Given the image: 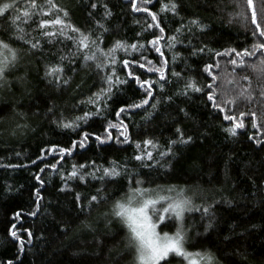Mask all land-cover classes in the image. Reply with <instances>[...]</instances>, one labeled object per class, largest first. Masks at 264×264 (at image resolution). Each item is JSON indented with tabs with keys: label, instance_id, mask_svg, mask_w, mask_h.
<instances>
[{
	"label": "trees",
	"instance_id": "1",
	"mask_svg": "<svg viewBox=\"0 0 264 264\" xmlns=\"http://www.w3.org/2000/svg\"><path fill=\"white\" fill-rule=\"evenodd\" d=\"M5 2L10 0H0V4ZM38 2L44 4L45 0ZM132 2L55 0L60 8L68 11L69 22L85 32L90 31L94 37L103 31L97 22L109 29L103 34L101 46L105 50L117 40L129 44L137 41L147 43L159 34L154 29L138 35L152 20L147 13L133 11ZM169 2L153 0L148 5L151 11L158 13L165 36L177 35L178 40L183 41L174 49L182 57L175 65L171 64L172 53L164 49L170 63L168 82L164 83L163 90L154 84L149 105L117 118L115 113L121 106L145 98L143 90L129 79L127 84L113 88L112 98L101 116L82 124L76 132L58 127L57 122L73 120L86 111H95L94 106L80 102L107 86L102 81L105 72L97 70L92 62L85 63L81 57L75 63L64 62L65 78H71L67 86L57 87L49 83L44 75L45 65L56 64L59 56L72 52V42L56 40L48 44L41 40L43 51L29 52L28 45L12 38L10 21L18 13L0 16V39L20 50L16 66L6 73L7 83H0V264L9 260L13 264H133L132 254L124 247L126 228L118 218L92 224L98 214L125 196L127 179L122 176L99 181L89 177L85 183L61 178L67 177L73 164L93 160L104 167L113 160L127 162L130 171L139 173L133 179V187L136 186L135 179H142L145 187L175 185L202 191L203 195L197 197L194 204L212 207L209 215L202 212L186 214L185 226L190 229L188 250L210 251L218 264H264V144L256 143L257 139L264 140V97L260 96L264 77L249 67L236 68L235 82L230 84L228 81L232 77L229 73L233 72V66L227 57H214L207 52L192 55L194 48L205 45L221 52L228 48L242 50L250 47L254 42L250 34L252 8L245 4V0H175L179 5L178 15L160 13V8ZM92 4L97 7L92 8ZM105 5L112 13L110 17L105 16ZM253 5L258 19L264 20L261 0H253ZM17 8L24 9L23 0H18ZM241 10L249 20L239 15ZM192 20L199 21V25L191 24ZM37 22L38 18L34 17L27 25L21 24L30 33L29 38L40 36L38 29L33 31ZM182 25V33H177L175 30ZM201 26H206L203 31ZM117 55L119 60L129 58L123 52ZM144 55L159 66L160 59L155 52L147 51ZM130 59L139 60L140 54L134 53ZM259 59L258 53L255 57L246 58V63H258ZM215 60L221 64L219 69H213L219 77L216 81L218 98L238 96L240 89L248 87V81L242 78L247 76L251 79L253 100L238 99L230 114L239 118L241 112L255 111L259 128L251 126L253 118L250 115L245 116V128L238 129V135L233 137L224 131L232 126V122L225 121L223 114L211 107L206 97L207 90L204 93L189 91L188 95L178 94L189 78H194L200 86L212 83L203 68ZM133 69L142 80L158 79L154 73L135 66ZM172 70L180 72L182 78L173 77ZM116 71L120 78H126V70L119 63ZM157 101L159 103L153 109L151 105ZM118 119L128 124L133 141L154 139L161 146V151L169 146L170 140L177 139L175 130L178 127L185 137L193 139L188 144L173 146L174 155L161 161L164 167H140L139 162L131 159L138 151L134 144L113 140L100 145L90 138L87 149H78L72 156H65L56 169L45 168V164L57 163L59 157L45 154L42 149L54 145L68 147L72 140L80 138L81 130L103 136L107 122L117 123ZM112 135H119V131L113 129ZM41 156L43 159H38ZM154 156L158 154L154 153ZM41 168L45 169L44 172H40ZM36 175L45 181L43 187L35 179ZM66 183L68 188L61 191ZM37 188L43 197L38 208L34 195ZM101 188L103 191L98 194L97 189ZM77 193L81 197L79 200L76 199ZM95 195L101 199L89 206L90 197ZM16 212L21 213L19 220L15 218ZM31 212H36V215H29ZM209 222L212 223L211 228H207ZM13 224L25 241L23 250L10 235ZM25 229L32 232L31 238ZM174 230L172 224L161 226V231ZM179 260L177 256H170L168 264H176Z\"/></svg>",
	"mask_w": 264,
	"mask_h": 264
},
{
	"label": "snow or ice",
	"instance_id": "2",
	"mask_svg": "<svg viewBox=\"0 0 264 264\" xmlns=\"http://www.w3.org/2000/svg\"><path fill=\"white\" fill-rule=\"evenodd\" d=\"M24 9L21 11L17 8L18 0H10L0 4V16L5 13L17 12L18 14L12 16L11 26L13 28L12 38L21 41L29 46V52H42L43 44L41 40H44L48 44L54 43L56 40L71 41L73 44V51L68 55H61L58 58L56 64H46L44 69V75L48 79L49 83L55 84L57 87L67 86L70 83L71 78H65L64 62L75 63L78 58L83 59L85 63L92 62L99 71L105 72L102 77V81L107 86L101 88L99 91L93 93L86 100L81 101V104L90 105L95 107V111H86L82 115L75 117L73 120H60L57 122L58 127L64 129H70L76 132L81 129L82 124H87L93 117L101 116L102 112L108 107V100L112 98L113 88L128 83L131 79L139 89L143 90L145 98L139 102H134L128 105L121 106L115 113L117 118L121 117V114L129 113L133 109L144 108L149 105V101L153 99L154 88L156 84L163 90L164 83L168 82L169 71V58L165 56L164 49L166 48L172 53L171 64L175 65L176 61L180 57V54L175 52L177 44H182L183 41L178 40L177 35L165 36V28L161 26L160 19L157 12H153L149 9L148 5L153 0H133L132 9L135 12H144L150 16L152 23L147 24V27L143 29V32L138 33L142 36L144 32H151L154 29L158 31V35H154L152 39L147 43H127L125 41H115L112 46L105 50L101 45L103 44V34L108 32L109 29L105 28L103 24L97 22L98 26L103 31L93 36L92 33L85 32L80 28L73 25L67 19L69 13L67 10L60 8L55 0H45L44 4H40L38 0H23ZM245 4L252 8L250 22L253 26L251 29V37L253 43L250 47L237 50L236 48H228L221 51H215L209 49L206 45L199 49H193L192 55H199L208 53L214 57H227L228 63L233 66V72L229 73L232 77L228 82H235V69L249 67L253 71L264 77V20L258 19V12L253 5V0H245ZM239 6V5H238ZM92 8H96V4L91 5ZM179 5L175 0H170L168 4H164L160 8V13L171 12L174 15H178ZM62 13V16L60 15ZM261 13H264V0H261ZM111 11L107 9L105 5V16L110 17ZM244 20H249V17L243 10L239 13ZM38 18L36 28L40 31L39 37H30L25 27L21 24L27 25L33 18ZM44 17H51L44 19ZM139 23V21H137ZM193 25H199V21L192 20L190 22ZM183 25L181 28H177V33H182ZM201 26V31L204 30ZM190 31V29H189ZM162 41L164 43H162ZM191 42L189 41V44ZM150 46V47H149ZM153 51L160 59V64L157 66L154 61L148 59L144 52ZM118 52H123L125 56L129 57L123 60H119ZM139 53L140 59H130L132 54ZM259 53L260 59L258 63H246V58L257 56ZM20 59V50L12 47V45L3 39H0V83H7L6 73L11 71ZM126 70V78H120L116 71V65ZM144 69L147 73H154L158 79L153 81L151 79L142 80L139 75H136L133 69ZM221 67L220 61L215 60L213 63L206 64L203 68L209 77H211L212 83L205 86L197 84L194 78H189L184 85V89L178 93L180 95H188V92L204 93L206 91L207 100L213 109L223 114L225 121L232 122V126L225 128L224 131L229 135L235 137L238 135V129H244V117L251 116L253 118L251 126L253 128H259V118L255 111L248 113L241 112L239 118L236 115L230 114L236 107L238 99H244L248 102L253 100V92L251 86V79L247 76L242 79L248 81V87L240 89L238 96L218 98L220 95L217 92L216 81L219 77L214 73L213 69H219ZM171 75L176 78H182L180 72L174 70L171 71ZM260 96L264 97V86L261 87ZM171 100V97H168ZM153 103L151 107L155 109L157 104ZM51 112V109H49ZM183 111V110H182ZM187 115V113H185ZM151 113L149 114V117ZM117 129L119 135L113 137L112 130ZM177 139L170 140L169 146L165 150H160L161 146L157 141L151 138L144 139L142 141H133L129 132L128 124L124 123L123 119H118L117 123L108 121L105 126L104 135H97L95 133H89L87 131L80 132V138L78 140H72L68 147H61L54 145L47 149H42L45 154H54L59 159L55 164H45V168L56 169L57 165L62 161L65 156H72L78 149H87L90 138H94L100 145L108 144L115 140L117 143L134 144L135 149L138 150L137 154L133 155L131 159L139 162L140 167L151 168L154 165L164 167L161 161L169 155H174L173 146L177 144H188L192 142V137H185L181 128H176ZM255 137H250L254 139ZM256 143L264 144V140H256ZM157 153L158 156H154ZM19 155V154H17ZM38 159H43V156ZM153 162V163H149ZM35 163V161H33ZM17 167V166H9ZM91 168L92 171H85ZM44 168L40 169V172H44ZM99 173V175H97ZM138 172L130 171L127 162L120 163L118 161H110L109 166L104 167L97 165L96 161H90L83 164H73L71 171L67 177L62 176V179L73 180L77 179L81 182L87 183L90 177L93 180L104 181L105 179L114 180L119 177H125L128 181V190L125 196L115 201L112 209L113 215L120 220L122 225L127 230L128 243L126 247L135 251L136 264H168V258L170 256L182 257L187 261V264H216V257L210 251H189L187 244L189 242L190 229L185 226L186 214L192 212H202L203 215L210 214L211 205L205 207L201 205H195L193 198L186 194L185 188H177L176 186H159L155 188L145 187L142 179H135V187H133V179L138 176ZM35 179L43 187L45 181L41 179L39 175L35 176ZM68 188L67 183L61 191ZM103 189H97V193L102 192ZM37 199V208L39 207V200L41 196L40 188L35 189L34 193ZM80 194H76V199L79 200ZM106 198V197H105ZM101 197L99 195L91 196L88 203L89 206L93 202H99ZM15 218L19 220L21 217L20 212H16ZM31 216H35L36 212L29 213ZM172 224L175 226L173 232L161 231V226H168ZM212 223L209 222L207 228H211ZM27 236L32 237V232L25 229ZM10 235L16 241L19 242L20 250L24 248V239L18 234L16 225L13 224L10 229ZM30 242V241H29ZM6 264H13V261L9 260Z\"/></svg>",
	"mask_w": 264,
	"mask_h": 264
},
{
	"label": "rangeland",
	"instance_id": "3",
	"mask_svg": "<svg viewBox=\"0 0 264 264\" xmlns=\"http://www.w3.org/2000/svg\"><path fill=\"white\" fill-rule=\"evenodd\" d=\"M160 186H164V185H160ZM176 187L177 188H185L186 189V194L193 198V202H195L197 197H200L201 195H203V192L198 190L197 188H192V187H187V186H176ZM113 205H114V203L112 204V206H110L109 208L104 210L102 213L98 214L93 219V223L92 224L101 223L103 221L108 222L109 219H112L113 217H115L113 215V213H112ZM89 225H91V224H87V226H89ZM126 232H127V230H126ZM127 243H128V240H127V235H126V241H125V246L124 247H125V249L127 251H129L132 254L133 264H136V262H135V251L133 249H130V248L126 247ZM179 258H180V260L176 264H187L186 260H184L182 257H179ZM169 264H172V263H169ZM216 264H218V263L216 262Z\"/></svg>",
	"mask_w": 264,
	"mask_h": 264
}]
</instances>
